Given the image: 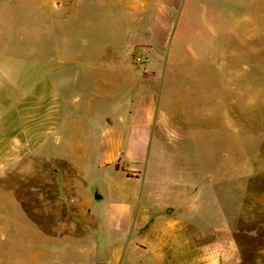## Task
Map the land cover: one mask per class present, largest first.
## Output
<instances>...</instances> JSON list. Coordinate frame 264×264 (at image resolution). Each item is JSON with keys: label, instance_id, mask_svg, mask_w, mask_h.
<instances>
[{"label": "rangeland", "instance_id": "374dc122", "mask_svg": "<svg viewBox=\"0 0 264 264\" xmlns=\"http://www.w3.org/2000/svg\"><path fill=\"white\" fill-rule=\"evenodd\" d=\"M126 9L125 0H0V264H264V99L168 62L163 94L177 116L113 142L118 128L105 127L128 108L121 87L112 96L98 87L100 49L109 27L107 40L126 38ZM203 14L183 0L169 39L210 38ZM139 59L129 71L144 72ZM199 66L196 57L187 68ZM16 129L31 140L15 142ZM137 151L144 159L133 162ZM97 186L103 199L70 203L72 190L87 197Z\"/></svg>", "mask_w": 264, "mask_h": 264}, {"label": "crops", "instance_id": "0c3cea01", "mask_svg": "<svg viewBox=\"0 0 264 264\" xmlns=\"http://www.w3.org/2000/svg\"><path fill=\"white\" fill-rule=\"evenodd\" d=\"M125 1H127V9L126 12H122L121 20L125 25L126 38L120 42H113L112 37L107 40L112 33L109 27V34L107 32V38L103 40L104 45L100 49H105L107 58L104 59L107 67L98 87L104 88L105 93L110 96L116 94L115 90L121 87L123 89L121 95L124 96L128 108L126 117L120 120L108 118L109 123L105 129L109 126L111 129L118 128L117 133H114L116 136H113V142L124 138L123 129L125 128L130 129L127 130L128 140L137 133V128H142L147 136L150 133L149 129L164 127L171 121L174 114L177 116L176 105L163 94L167 75L162 68L169 63L176 65L184 76L214 84L218 88L232 84L233 90L264 99V0H191L195 6L202 7V12L205 14H203L204 18L200 17V19H209L202 20V24L207 23L209 27L208 22L212 23L210 27L213 33L210 38L203 37L199 43L190 40L186 45H184L185 42L178 40L173 42L174 40L169 39L173 28V15L181 7L183 0ZM146 9L152 10L151 20L135 25L134 23L138 20L135 17L143 14ZM111 10L108 12L109 16L106 15L107 19H111L113 14ZM211 13H214L213 17H216V19L213 18L214 22L209 18ZM83 47L94 52L97 48L91 41L85 42ZM81 54L76 53L78 64L83 62ZM140 54L146 56L149 71L147 69L139 73L129 71L133 61L140 58ZM196 57L200 59V70H189L187 67L190 59ZM87 63L91 64L89 60ZM87 72L92 74L91 67ZM76 75L79 76L82 73L77 72ZM117 76H121L120 83L117 82ZM109 85L110 89L107 90ZM148 111L155 112L152 118L153 123L146 119ZM116 122L120 124L115 126ZM25 132L24 140L22 131L19 130L18 135L17 130L15 142L24 143L28 139L31 140L32 133L27 130ZM105 135L106 132L101 135L102 140ZM146 145L147 143L144 144L145 147ZM140 153L137 151L130 160L137 162L144 159ZM118 157L119 152L115 157L103 156L102 166H111L118 162L117 159H120ZM116 169L120 168L116 167ZM67 191L63 193L65 196ZM87 197L72 190L68 200L70 203L83 200L90 204L88 202L90 199H103L104 195L97 186Z\"/></svg>", "mask_w": 264, "mask_h": 264}, {"label": "built area", "instance_id": "2783aa9c", "mask_svg": "<svg viewBox=\"0 0 264 264\" xmlns=\"http://www.w3.org/2000/svg\"><path fill=\"white\" fill-rule=\"evenodd\" d=\"M138 62L140 64V66H139L140 70L144 71L145 70V66L143 64L144 58L143 57H140V59L138 60Z\"/></svg>", "mask_w": 264, "mask_h": 264}]
</instances>
